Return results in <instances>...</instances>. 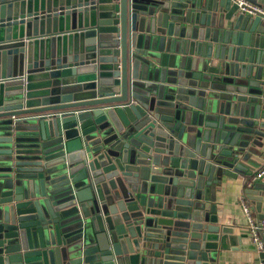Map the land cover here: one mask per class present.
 <instances>
[{
    "label": "water",
    "instance_id": "water-1",
    "mask_svg": "<svg viewBox=\"0 0 264 264\" xmlns=\"http://www.w3.org/2000/svg\"><path fill=\"white\" fill-rule=\"evenodd\" d=\"M263 69L234 0H0V264H215Z\"/></svg>",
    "mask_w": 264,
    "mask_h": 264
},
{
    "label": "crops",
    "instance_id": "crops-1",
    "mask_svg": "<svg viewBox=\"0 0 264 264\" xmlns=\"http://www.w3.org/2000/svg\"><path fill=\"white\" fill-rule=\"evenodd\" d=\"M264 9V4L262 5ZM264 78V69H263ZM258 121V127L247 138L248 154L239 163L245 167L244 172L236 173V179L223 180L220 192L215 194L217 212L220 222L233 229L235 243H230L228 248L220 251L215 264H258L259 256L253 250L247 237V219L242 211V199L253 208L257 216L264 217V177L254 182L250 190L257 191L256 200H250L244 190L245 182L261 167L264 157V119L254 116L253 121Z\"/></svg>",
    "mask_w": 264,
    "mask_h": 264
},
{
    "label": "built area",
    "instance_id": "built-area-1",
    "mask_svg": "<svg viewBox=\"0 0 264 264\" xmlns=\"http://www.w3.org/2000/svg\"><path fill=\"white\" fill-rule=\"evenodd\" d=\"M234 2L239 13L250 17H259L264 24V9L261 6L247 0H234ZM263 177L264 157L261 167L245 182L244 190H250L254 182ZM241 205L247 219V237L256 255L259 256L258 264H264V217L257 216L244 198Z\"/></svg>",
    "mask_w": 264,
    "mask_h": 264
}]
</instances>
